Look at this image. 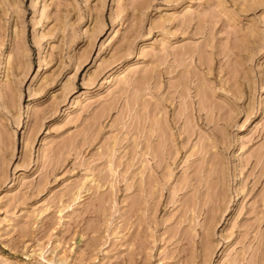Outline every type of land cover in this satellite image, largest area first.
<instances>
[{
    "label": "rangeland",
    "instance_id": "374dc122",
    "mask_svg": "<svg viewBox=\"0 0 264 264\" xmlns=\"http://www.w3.org/2000/svg\"><path fill=\"white\" fill-rule=\"evenodd\" d=\"M0 264H264V0H0Z\"/></svg>",
    "mask_w": 264,
    "mask_h": 264
}]
</instances>
